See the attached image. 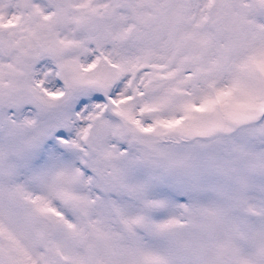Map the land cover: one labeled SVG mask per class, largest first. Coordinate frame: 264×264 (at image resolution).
<instances>
[{"label":"snow or ice","instance_id":"1","mask_svg":"<svg viewBox=\"0 0 264 264\" xmlns=\"http://www.w3.org/2000/svg\"><path fill=\"white\" fill-rule=\"evenodd\" d=\"M0 264H264V0H0Z\"/></svg>","mask_w":264,"mask_h":264}]
</instances>
